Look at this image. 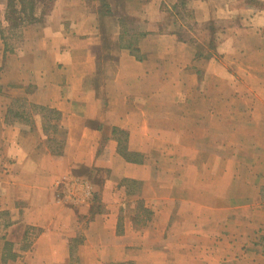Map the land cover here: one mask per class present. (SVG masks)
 Returning a JSON list of instances; mask_svg holds the SVG:
<instances>
[{"label":"crops","instance_id":"0c3cea01","mask_svg":"<svg viewBox=\"0 0 264 264\" xmlns=\"http://www.w3.org/2000/svg\"><path fill=\"white\" fill-rule=\"evenodd\" d=\"M176 3L51 0L37 2L29 15L17 2L15 21L9 22L6 0H0V264H111L127 252L152 251L119 244L132 228L118 218L123 229L117 231L126 198L120 182L139 184L132 196L141 199L152 141L165 126L184 124L189 104L182 98L189 90L191 123H203L194 99L202 89L198 70L188 69L193 49L166 18L165 10ZM186 4L195 21L220 31L216 52L222 56L204 61L201 74L242 85L243 78H253L248 91L258 96L261 110L255 124L264 129V0ZM44 6L49 9L42 14ZM170 92L182 98L171 102ZM178 103L181 120L165 111ZM122 132L127 153L119 150ZM92 170L109 174L101 184L91 183L92 189H118L99 200L98 211L88 190L78 204L66 194L72 178ZM200 216L179 212V264H264V212L256 219L259 230L248 229L245 242L253 247L228 244L230 232L216 243L211 215ZM156 229L162 237L163 225Z\"/></svg>","mask_w":264,"mask_h":264},{"label":"rangeland","instance_id":"374dc122","mask_svg":"<svg viewBox=\"0 0 264 264\" xmlns=\"http://www.w3.org/2000/svg\"><path fill=\"white\" fill-rule=\"evenodd\" d=\"M187 1L179 5L177 0L175 8L165 12L167 22L174 24L177 37L185 40L193 49L194 61L189 63L188 69L198 70L202 89L200 95H194V99L196 96L198 114L203 123L199 126L191 123L193 93L190 90L184 93L183 98L179 92H170L171 102L179 101L180 97L189 104V108L183 110L184 124L165 126L161 136L157 135L158 139L152 141L150 155L145 162L148 177L141 199L132 196L135 191L138 192L139 184L126 178L120 182L126 198L118 211L117 231L121 233L122 221L128 226L130 223L132 228H129L127 236H122L119 244L126 247L136 244L140 246L138 248L145 246L152 251L128 256L126 250L127 258H118L117 263L111 264H179V212L186 215L197 212L201 214L200 217L208 212L210 220L214 222L213 229L217 232L216 243L228 240L229 237L224 235L230 232L228 244L251 245L245 242L248 229L259 230L256 219L264 212V129L255 124L256 116L261 111L257 108L258 96L248 91L253 88L254 79L243 78L247 82L242 85L235 79L203 77L204 61L214 55L222 56L216 52V35L220 31L217 32V27L215 31L212 25L195 21L194 12L186 4ZM29 19L27 17L25 21ZM13 21L14 18L9 20ZM237 79L241 80L242 77ZM184 84L189 88L192 85ZM262 99L264 97L260 96ZM177 106L165 111L171 116L176 113L174 117H179V103ZM58 135L60 133L52 134L56 139L60 138ZM119 137V149L127 153L125 132L120 133ZM258 137L261 138L256 139ZM54 143L52 145L57 146L59 141ZM84 176L82 179L79 176L72 178L74 190H66L67 199L77 204L84 202L88 190L89 200L98 202L96 207L95 203L92 205L98 211L99 200L110 199V193L118 189L91 188V183L101 184V177L109 176L106 172L92 170ZM77 185L82 189L77 190ZM75 190L81 192L82 196L77 195ZM95 196L100 198L95 199ZM118 197L121 199L122 195ZM118 218L122 221H118ZM158 224L165 228L162 237L159 236L162 229H156ZM150 226L153 231L149 230ZM145 228L148 232L143 234Z\"/></svg>","mask_w":264,"mask_h":264},{"label":"trees","instance_id":"16d2710c","mask_svg":"<svg viewBox=\"0 0 264 264\" xmlns=\"http://www.w3.org/2000/svg\"><path fill=\"white\" fill-rule=\"evenodd\" d=\"M41 2V3H45L47 4V2H51V0H6V6L7 8L9 9V16H8V19H15L16 17V12L14 11L15 9V6H16V3L18 2V4L20 5V11L21 12H28V14L30 15L31 12L34 10V7L36 5L37 2ZM49 4V3H48ZM48 9H49V6H44V8L41 10V13H47L48 12ZM119 145H120V140H119ZM120 150V149H119ZM121 152V150H120ZM123 153V152H122ZM125 159L129 160L130 158L126 157L125 156Z\"/></svg>","mask_w":264,"mask_h":264}]
</instances>
